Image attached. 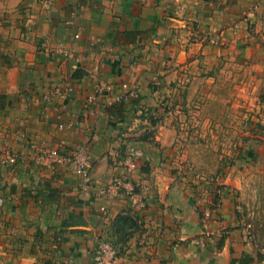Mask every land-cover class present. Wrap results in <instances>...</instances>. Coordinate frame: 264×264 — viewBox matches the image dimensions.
<instances>
[{"label": "crops", "instance_id": "crops-1", "mask_svg": "<svg viewBox=\"0 0 264 264\" xmlns=\"http://www.w3.org/2000/svg\"><path fill=\"white\" fill-rule=\"evenodd\" d=\"M236 58L264 83V0H0V264H97L123 217L138 224L111 264H264L230 202L182 180L147 133L162 93L209 89ZM56 86L63 97L33 96ZM82 144L87 177L38 159ZM118 176L146 186L138 202L103 194Z\"/></svg>", "mask_w": 264, "mask_h": 264}, {"label": "rangeland", "instance_id": "rangeland-1", "mask_svg": "<svg viewBox=\"0 0 264 264\" xmlns=\"http://www.w3.org/2000/svg\"><path fill=\"white\" fill-rule=\"evenodd\" d=\"M223 66L209 89L196 90L189 81L182 99L162 93L160 109L147 115V133L182 180L217 202H230L232 230L264 254V83L255 66L238 58ZM136 224L122 221L123 236Z\"/></svg>", "mask_w": 264, "mask_h": 264}, {"label": "built area", "instance_id": "built-area-1", "mask_svg": "<svg viewBox=\"0 0 264 264\" xmlns=\"http://www.w3.org/2000/svg\"><path fill=\"white\" fill-rule=\"evenodd\" d=\"M258 7V3H255L252 8ZM79 36L78 33L75 34ZM69 56H73L72 53H67ZM122 86L126 88V96H137L139 94L140 88L137 85L130 86L127 81H123ZM111 87L109 85H105L100 88L99 93L107 94L110 92ZM35 99H49L54 96H64V92L60 89V87H52L47 91L42 93H35ZM89 146L87 144H82L76 147L71 155H64L60 149H51L49 151H41L38 155V159H53V160H62L65 158L70 159L74 166L76 172L82 176L87 177L89 174L90 160H89ZM3 160L15 162L17 160V156L8 155L3 158ZM131 165L135 166V163ZM146 189V186L134 182L130 179L124 177H115L113 178L103 189V194L108 195L109 197L116 198L121 194L126 195L132 202H138L140 198H142V191ZM103 212L107 215V208L103 209ZM115 235H117L116 231H114ZM104 232V237L102 236L99 244L92 249L91 255L93 257V261L97 264H111L115 262L122 251L129 250V243L121 244L119 242L112 241V239L107 238Z\"/></svg>", "mask_w": 264, "mask_h": 264}, {"label": "trees", "instance_id": "trees-1", "mask_svg": "<svg viewBox=\"0 0 264 264\" xmlns=\"http://www.w3.org/2000/svg\"><path fill=\"white\" fill-rule=\"evenodd\" d=\"M123 220H128V218H126V217H123ZM118 230H119V235H118V238L120 239V241H122V242H124V244H125V240L127 239V234H129L128 232L127 233H124V236H126V238L124 239V236H123V233H122V231H123V225L122 224H120L119 225V227H118ZM119 241V242H120Z\"/></svg>", "mask_w": 264, "mask_h": 264}]
</instances>
